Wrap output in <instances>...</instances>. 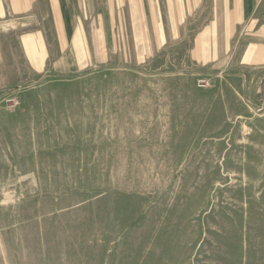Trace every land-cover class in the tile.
Returning a JSON list of instances; mask_svg holds the SVG:
<instances>
[{"label":"rangeland","instance_id":"374dc122","mask_svg":"<svg viewBox=\"0 0 264 264\" xmlns=\"http://www.w3.org/2000/svg\"><path fill=\"white\" fill-rule=\"evenodd\" d=\"M106 25L80 69L5 78L0 264H264V109Z\"/></svg>","mask_w":264,"mask_h":264},{"label":"crops","instance_id":"0c3cea01","mask_svg":"<svg viewBox=\"0 0 264 264\" xmlns=\"http://www.w3.org/2000/svg\"><path fill=\"white\" fill-rule=\"evenodd\" d=\"M107 17L114 26L129 23L139 47L154 40L179 47L178 60L167 65L226 78L242 104L264 109V0H0V92L26 77L19 57L31 77L58 71L60 63L80 69L90 47L107 48Z\"/></svg>","mask_w":264,"mask_h":264},{"label":"built area","instance_id":"2783aa9c","mask_svg":"<svg viewBox=\"0 0 264 264\" xmlns=\"http://www.w3.org/2000/svg\"><path fill=\"white\" fill-rule=\"evenodd\" d=\"M16 104L18 103V102H15Z\"/></svg>","mask_w":264,"mask_h":264}]
</instances>
